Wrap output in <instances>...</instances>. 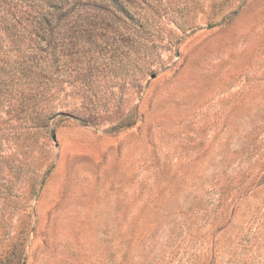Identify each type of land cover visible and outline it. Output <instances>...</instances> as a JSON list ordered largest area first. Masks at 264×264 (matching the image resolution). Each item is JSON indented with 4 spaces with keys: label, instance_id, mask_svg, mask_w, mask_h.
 I'll return each instance as SVG.
<instances>
[{
    "label": "rangeland",
    "instance_id": "1",
    "mask_svg": "<svg viewBox=\"0 0 264 264\" xmlns=\"http://www.w3.org/2000/svg\"><path fill=\"white\" fill-rule=\"evenodd\" d=\"M0 264H264V0H0Z\"/></svg>",
    "mask_w": 264,
    "mask_h": 264
}]
</instances>
